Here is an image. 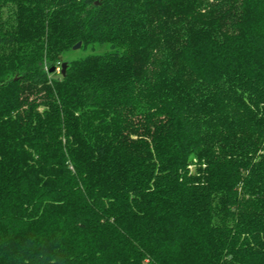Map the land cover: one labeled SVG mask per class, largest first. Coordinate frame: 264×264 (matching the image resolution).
Returning a JSON list of instances; mask_svg holds the SVG:
<instances>
[{
    "label": "trees",
    "instance_id": "obj_1",
    "mask_svg": "<svg viewBox=\"0 0 264 264\" xmlns=\"http://www.w3.org/2000/svg\"><path fill=\"white\" fill-rule=\"evenodd\" d=\"M0 264H264V0H0Z\"/></svg>",
    "mask_w": 264,
    "mask_h": 264
},
{
    "label": "rangeland",
    "instance_id": "obj_2",
    "mask_svg": "<svg viewBox=\"0 0 264 264\" xmlns=\"http://www.w3.org/2000/svg\"><path fill=\"white\" fill-rule=\"evenodd\" d=\"M88 53L83 52L80 49L77 51H74L72 54H70L69 58L70 59H81L84 58Z\"/></svg>",
    "mask_w": 264,
    "mask_h": 264
},
{
    "label": "water",
    "instance_id": "obj_3",
    "mask_svg": "<svg viewBox=\"0 0 264 264\" xmlns=\"http://www.w3.org/2000/svg\"><path fill=\"white\" fill-rule=\"evenodd\" d=\"M81 46H82V44H81V43H78L77 45H75V46L73 47V50H74V51H77V50H79V49L81 48ZM66 69H67V63H64V64L62 65V73H65ZM54 71H55L54 68H52V69L50 70L51 73H53Z\"/></svg>",
    "mask_w": 264,
    "mask_h": 264
},
{
    "label": "built area",
    "instance_id": "obj_4",
    "mask_svg": "<svg viewBox=\"0 0 264 264\" xmlns=\"http://www.w3.org/2000/svg\"><path fill=\"white\" fill-rule=\"evenodd\" d=\"M60 70H61L60 67H58L57 68L58 74H60V72H61Z\"/></svg>",
    "mask_w": 264,
    "mask_h": 264
}]
</instances>
